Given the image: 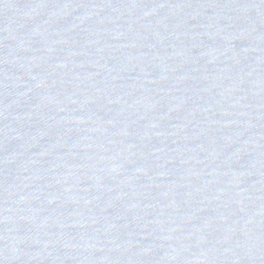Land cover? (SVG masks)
Masks as SVG:
<instances>
[{
    "label": "water",
    "instance_id": "1",
    "mask_svg": "<svg viewBox=\"0 0 264 264\" xmlns=\"http://www.w3.org/2000/svg\"><path fill=\"white\" fill-rule=\"evenodd\" d=\"M0 264H264V0H0Z\"/></svg>",
    "mask_w": 264,
    "mask_h": 264
}]
</instances>
